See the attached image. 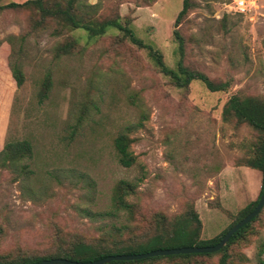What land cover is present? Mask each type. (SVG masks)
<instances>
[{
  "label": "rangeland",
  "instance_id": "obj_1",
  "mask_svg": "<svg viewBox=\"0 0 264 264\" xmlns=\"http://www.w3.org/2000/svg\"><path fill=\"white\" fill-rule=\"evenodd\" d=\"M26 1L0 0V153L22 140L34 150L30 177L0 162V258L48 256L79 240L131 244L158 230L157 215L171 220L190 210L202 222L203 240L230 229L263 187V174L245 165L244 145L257 142L258 133L225 121L223 111L234 95L264 100V0H243V8L239 0H192L178 27L184 64L216 83L230 82L228 91L215 93L199 81L174 86L147 50L115 29L90 40L56 23L36 27L34 10L8 7ZM80 1L94 6L97 20L130 19L137 37L176 68L173 32L183 0ZM73 40L74 53L57 58V47ZM15 67L25 78L21 86ZM47 74L52 87L41 102ZM127 127L137 159L131 168L119 164L114 148ZM121 180L138 185L127 199L132 215L115 214L113 191ZM114 225H127L128 236L112 235ZM261 249L264 208L232 246L230 264H259Z\"/></svg>",
  "mask_w": 264,
  "mask_h": 264
},
{
  "label": "trees",
  "instance_id": "obj_2",
  "mask_svg": "<svg viewBox=\"0 0 264 264\" xmlns=\"http://www.w3.org/2000/svg\"><path fill=\"white\" fill-rule=\"evenodd\" d=\"M8 7H20L34 10L40 16V20H38L35 24L36 27H46L49 23H56L62 28L82 30L87 33L90 40L105 36L111 29H115L122 33V35L133 45L147 50L148 55L154 62L155 66L163 75L171 80L174 86L178 88H187L194 81L201 82L210 92L213 93L226 92L230 88V82L216 83L205 73L192 70L184 64L185 40L178 27L192 8V0H183L182 10L175 21L173 37L175 42L178 44L179 60L176 68L174 69L169 68L165 64L163 55L159 50H157L152 44H147L142 39L137 37L130 19L122 22L121 18L118 16L116 18L102 21L97 20L96 13L92 11L94 6L83 5L80 0H66L65 2L28 0L23 4L11 3ZM55 32L57 33L56 35L61 34L59 30ZM77 43V41L73 40L58 46L55 56L60 58L61 56L74 53V48ZM12 72L17 86H21L25 80L23 72L17 67L13 68ZM51 87L52 76L51 74H47L40 92L41 102L48 98ZM223 116L225 121L235 119L239 123L248 124L259 135L257 142L251 146L244 145V148L249 147L245 165L258 170L263 174V187L258 200L240 212V215L234 224L236 225L255 209L264 190V100L256 97H242L240 95H234L226 103ZM130 130L131 128L127 127L120 132L114 140V148L118 155L119 164L125 168H131L137 162L136 156H134L131 151L132 139L129 135ZM33 154L34 150L31 142L27 140L16 141L7 144L3 148L0 153V162L3 165L14 167L17 171L18 168H20V173H22L24 178H26L30 177L33 173L30 170V165L28 163L32 160ZM137 186V183L127 180H121L118 182L113 191L112 197L113 207L116 212L115 214H133V207L127 199L131 195L135 194ZM262 211L249 224L245 225L237 233H235L229 243L219 252L213 254L160 256L137 261H113L110 264H154L160 262L167 264H197L199 259H209L215 255H220L218 264H230L232 259V246L243 240L246 235L250 233L252 225L258 221ZM156 218L158 230L153 234H149L150 236H145V239L143 240H134L135 242H131V244H123V246L115 244L114 246L109 247L105 245V242H103L104 240L97 244L86 243L80 240H71L72 242L68 243L66 246L59 247L54 254L42 257L19 256L9 261H4L0 258V264H36L44 260L57 258L78 262H92L113 255L142 254L155 250L194 246H215L229 230L228 229L222 235L212 240H203L201 239L202 222L194 210H190L186 214L176 216L171 220L163 214L157 215ZM110 233L118 237H123L124 235L128 236V226L114 225ZM263 255L264 249H261L259 252V264H264V260L262 259Z\"/></svg>",
  "mask_w": 264,
  "mask_h": 264
},
{
  "label": "water",
  "instance_id": "obj_3",
  "mask_svg": "<svg viewBox=\"0 0 264 264\" xmlns=\"http://www.w3.org/2000/svg\"><path fill=\"white\" fill-rule=\"evenodd\" d=\"M264 208V190L255 209L247 215L244 219L238 222L236 225L231 227L221 241L215 246L208 247H183V248H173L165 250H155L148 253L142 254H123V255H113L103 258L101 260L92 262H78L71 261L63 258L44 260L36 264H110L113 261H137L153 257H164L173 255H186V254H213L222 250L230 241L232 236L237 233L245 225L249 224L254 218H256Z\"/></svg>",
  "mask_w": 264,
  "mask_h": 264
},
{
  "label": "built area",
  "instance_id": "obj_4",
  "mask_svg": "<svg viewBox=\"0 0 264 264\" xmlns=\"http://www.w3.org/2000/svg\"><path fill=\"white\" fill-rule=\"evenodd\" d=\"M237 5H238L239 8H243L245 6V1L239 0Z\"/></svg>",
  "mask_w": 264,
  "mask_h": 264
}]
</instances>
